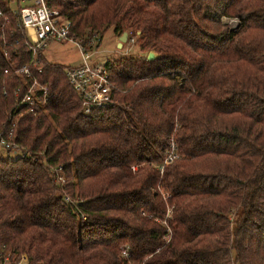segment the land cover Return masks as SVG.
Returning <instances> with one entry per match:
<instances>
[{"label": "trees", "instance_id": "obj_1", "mask_svg": "<svg viewBox=\"0 0 264 264\" xmlns=\"http://www.w3.org/2000/svg\"><path fill=\"white\" fill-rule=\"evenodd\" d=\"M47 2L78 38L132 29L156 56H108L115 102L86 115L39 53L49 99L16 122L27 154L0 157V246L23 264H264V0ZM5 3L0 68L30 56ZM12 103L0 81V122Z\"/></svg>", "mask_w": 264, "mask_h": 264}, {"label": "built area", "instance_id": "obj_2", "mask_svg": "<svg viewBox=\"0 0 264 264\" xmlns=\"http://www.w3.org/2000/svg\"><path fill=\"white\" fill-rule=\"evenodd\" d=\"M14 1L17 2V8L11 6ZM47 1L6 0L5 3L26 35L30 56L25 63L16 64L10 59L7 50L3 52L7 65L0 68V81L3 84L4 94L11 91L13 103L7 111L6 120L0 122V157L27 154V150L15 139L16 122L25 113L36 114L48 103V84L36 75L37 72H41V67L38 65L40 62L39 53L42 52V47L48 40H72L78 46L81 62L77 65L66 66L65 75L81 98L84 114L90 115L94 108L115 102L112 91L116 85L109 78L106 66L108 56L102 54V49H99L101 41L99 32L90 31L85 38L74 36L70 32L71 18L69 15L60 8L51 7ZM9 19L10 17L0 6V27ZM125 31L127 39L121 43L123 47L120 51L128 52L130 48L137 46L139 31L132 29H125ZM120 34L116 35L118 36L117 42ZM144 57L147 58V52ZM15 77L21 78V80L11 86V79ZM176 156L175 147L171 144L160 170L162 171L163 165L172 161ZM51 169L56 179L63 182L65 178L61 172L62 167L59 165L51 167ZM121 254L129 257L127 246L121 249ZM26 258V254H20L18 259H12L4 245L0 246V264H23Z\"/></svg>", "mask_w": 264, "mask_h": 264}, {"label": "rangeland", "instance_id": "obj_3", "mask_svg": "<svg viewBox=\"0 0 264 264\" xmlns=\"http://www.w3.org/2000/svg\"><path fill=\"white\" fill-rule=\"evenodd\" d=\"M11 6L13 8H17V2L14 1ZM222 22L228 23L229 26L232 28H236L239 24L238 18L235 17L223 16ZM115 35L116 33L114 31L113 26H109L105 31H103L99 44V49H102L103 52L102 54L111 56L113 58H118L120 56L143 54V51L139 50L138 46H133L129 49L128 52L120 51L123 45L120 47H116L115 41L117 40L118 36ZM42 53L48 60L58 62L65 66L77 65L81 62V55L78 46L72 40H48L45 46L42 47Z\"/></svg>", "mask_w": 264, "mask_h": 264}, {"label": "water", "instance_id": "obj_4", "mask_svg": "<svg viewBox=\"0 0 264 264\" xmlns=\"http://www.w3.org/2000/svg\"><path fill=\"white\" fill-rule=\"evenodd\" d=\"M127 39V32L125 30L119 35V41L117 42V46L120 47L121 43ZM156 56V53L153 50H149L147 52V59H153Z\"/></svg>", "mask_w": 264, "mask_h": 264}, {"label": "crops", "instance_id": "obj_5", "mask_svg": "<svg viewBox=\"0 0 264 264\" xmlns=\"http://www.w3.org/2000/svg\"><path fill=\"white\" fill-rule=\"evenodd\" d=\"M116 36V35H115ZM115 43H116V46H117V40L115 41Z\"/></svg>", "mask_w": 264, "mask_h": 264}]
</instances>
